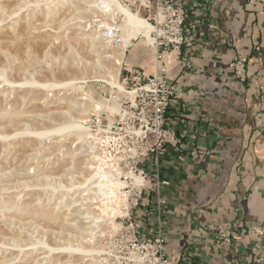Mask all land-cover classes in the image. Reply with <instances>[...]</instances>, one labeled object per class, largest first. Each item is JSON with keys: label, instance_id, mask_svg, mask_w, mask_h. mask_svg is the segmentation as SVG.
<instances>
[{"label": "rangeland", "instance_id": "rangeland-1", "mask_svg": "<svg viewBox=\"0 0 264 264\" xmlns=\"http://www.w3.org/2000/svg\"><path fill=\"white\" fill-rule=\"evenodd\" d=\"M127 6L0 0V264H146L132 236L157 194L139 174L155 138L142 140L124 80L127 41L149 35L128 26Z\"/></svg>", "mask_w": 264, "mask_h": 264}, {"label": "crops", "instance_id": "crops-1", "mask_svg": "<svg viewBox=\"0 0 264 264\" xmlns=\"http://www.w3.org/2000/svg\"><path fill=\"white\" fill-rule=\"evenodd\" d=\"M178 1L185 44L167 77L179 92L168 114L178 145L159 160L162 220L153 195L137 210L138 233L153 239L162 224L173 264H264V0ZM127 43V69L154 73L147 40ZM141 165L152 193L155 160Z\"/></svg>", "mask_w": 264, "mask_h": 264}, {"label": "built area", "instance_id": "built-area-1", "mask_svg": "<svg viewBox=\"0 0 264 264\" xmlns=\"http://www.w3.org/2000/svg\"><path fill=\"white\" fill-rule=\"evenodd\" d=\"M130 12L141 16L150 26L149 46L154 50V63L156 70L150 75L136 68H128L132 78L129 81L134 89L135 102L144 114L145 124L141 127L143 138L154 136L155 143L149 149L154 155L156 185L155 203L159 209V224L161 209L166 205V199L161 193V186L165 183L160 178L159 160L164 155L165 149L178 145L176 130L170 126L169 110L179 92L175 86L161 74L169 73L174 62V56L179 55L185 44V6L178 0H126ZM119 31L112 27L108 29L106 38L114 48H120L123 38ZM234 76L244 81L246 79V66L242 61L236 60L230 64ZM148 151V150H147ZM140 156H144L141 154ZM140 176L145 178L146 172L141 170ZM138 204L136 203L135 206ZM130 225L134 227V223ZM158 235L153 239H139L133 234V247L141 250L139 257L146 264H173L166 252V240L163 235V225H159ZM261 233V230H256ZM131 239V240H132ZM142 255V256H141Z\"/></svg>", "mask_w": 264, "mask_h": 264}, {"label": "bare ground", "instance_id": "bare-ground-1", "mask_svg": "<svg viewBox=\"0 0 264 264\" xmlns=\"http://www.w3.org/2000/svg\"><path fill=\"white\" fill-rule=\"evenodd\" d=\"M121 10H122V13L125 14L126 16V22L128 26H132L133 28H135L137 33L144 32L146 36L149 35V32H151V28L143 19L137 17L136 15L132 14L126 9L121 8ZM125 45L127 46V43L124 44L123 46L124 48H126ZM136 183L140 185L142 183V179L136 177Z\"/></svg>", "mask_w": 264, "mask_h": 264}]
</instances>
